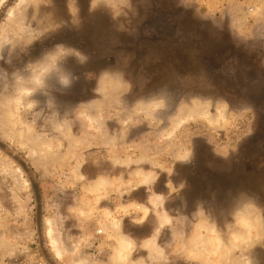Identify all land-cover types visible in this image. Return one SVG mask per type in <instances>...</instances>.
<instances>
[{
  "label": "rangeland",
  "instance_id": "rangeland-1",
  "mask_svg": "<svg viewBox=\"0 0 264 264\" xmlns=\"http://www.w3.org/2000/svg\"><path fill=\"white\" fill-rule=\"evenodd\" d=\"M253 80L264 0H0V254L264 264ZM93 204L96 237H78L71 211Z\"/></svg>",
  "mask_w": 264,
  "mask_h": 264
},
{
  "label": "crops",
  "instance_id": "crops-1",
  "mask_svg": "<svg viewBox=\"0 0 264 264\" xmlns=\"http://www.w3.org/2000/svg\"><path fill=\"white\" fill-rule=\"evenodd\" d=\"M86 200H81V203H82V205L84 204V206L89 207V206H87V203H88V205H90L89 200L88 199H86ZM93 205L94 206L91 205L92 206L91 208H93L92 216L83 217L82 216L83 214H81L82 209H80V208H82L81 206L79 207V209H72V211H71L72 213L75 214V216H74V214H72L73 216H71V217H72L73 223L76 225V229L78 231V235H77L78 237H83L86 239L90 238V240L96 237L95 235L97 232V230H96L97 228H95V226L93 225L95 223V221H93L94 220L93 218H95L94 217V215H95L94 211L96 208H95V204H93Z\"/></svg>",
  "mask_w": 264,
  "mask_h": 264
},
{
  "label": "flooded vegetation",
  "instance_id": "flooded-vegetation-1",
  "mask_svg": "<svg viewBox=\"0 0 264 264\" xmlns=\"http://www.w3.org/2000/svg\"><path fill=\"white\" fill-rule=\"evenodd\" d=\"M221 75V74H220ZM254 81V80H253ZM251 81L250 83V86H252V89L258 93V103L259 104H263L264 105V83H262V81H258V82H253ZM264 81V80H263ZM248 84H249V80H248ZM241 85V84H240ZM240 89L243 90V92H245V86L241 85ZM262 135V134H261ZM261 137V136H259ZM195 159V158H194ZM196 169H197V162L196 161H193V164L191 163V166H189L188 168L186 167V172L185 174L188 176L189 178V184L193 185L194 187H196V185H199L198 186V189L201 190V191H204L205 188H208L206 187L207 183L205 182L204 184H197V180H198V177L196 176L197 175V172H196Z\"/></svg>",
  "mask_w": 264,
  "mask_h": 264
},
{
  "label": "bare ground",
  "instance_id": "bare-ground-1",
  "mask_svg": "<svg viewBox=\"0 0 264 264\" xmlns=\"http://www.w3.org/2000/svg\"><path fill=\"white\" fill-rule=\"evenodd\" d=\"M25 92V91H24ZM23 92V93H24ZM25 94V93H24ZM27 94H29V92L27 93ZM145 177V176H144ZM149 179V178H148ZM147 180V179H146ZM242 225H244L245 226V228L247 229V230H251V225L247 222V221H244L243 223H242ZM49 235H50V237L52 238L53 237V234H54V230L51 228L50 230H49V233H48ZM52 243H53V246L55 247V248H59L60 247V244H59V242H58V239L57 238H52ZM121 243V249H120V251L117 253V256H116V259L118 260V261H120V262H124L125 260H126V257H127V255L129 254V252H130V250L132 249V246H131V244L130 243H127V242H124V241H121L120 242ZM60 252V251H59ZM60 255H61V252H60Z\"/></svg>",
  "mask_w": 264,
  "mask_h": 264
},
{
  "label": "built area",
  "instance_id": "built-area-1",
  "mask_svg": "<svg viewBox=\"0 0 264 264\" xmlns=\"http://www.w3.org/2000/svg\"><path fill=\"white\" fill-rule=\"evenodd\" d=\"M101 231H99V234ZM0 264H24L23 261L15 257V255H2L0 254Z\"/></svg>",
  "mask_w": 264,
  "mask_h": 264
}]
</instances>
